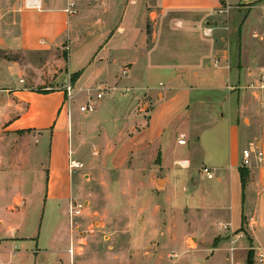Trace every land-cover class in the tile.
<instances>
[{
	"label": "crops",
	"instance_id": "obj_1",
	"mask_svg": "<svg viewBox=\"0 0 264 264\" xmlns=\"http://www.w3.org/2000/svg\"><path fill=\"white\" fill-rule=\"evenodd\" d=\"M54 1L41 0L39 8L29 9L26 0H0V54H48L50 60L41 66L0 57V138L2 142L11 135L16 138L0 150V198H7L6 212L10 214L7 219L0 216V264H8L6 258L30 252L27 246L31 237L24 235L23 226L27 217L25 198L39 190L42 171L48 176V199L68 215L73 198L70 173L74 171L70 167L74 160L71 131L73 134L76 129L78 147L82 143L80 118L75 123L70 109L67 120L59 123L68 101L65 90L69 84L76 97L88 88H111L95 118L105 134L101 146L111 140L116 143L111 146L114 151L109 162L124 163L130 158L136 161L144 152L160 153V164L168 172L165 189L169 188L179 204L186 205L194 226L212 215L214 220L218 218L217 223L228 226L226 230L231 235L246 230L248 237L241 240L242 245L263 244L264 248V89L259 87L264 55L256 44L233 46L225 36V31L230 30V15L234 19L237 13L248 11V2L264 4V0L90 2L84 6L85 11L101 9L104 17L93 23L96 47L83 63L78 59L86 53L80 52L72 60L68 40H79L84 34L85 16L80 17L79 9L77 16L68 15V0L63 9L56 11L51 8ZM86 1L78 0L77 4ZM123 1L118 23H113L111 7ZM128 5L133 8L128 9ZM226 7L229 11L220 14ZM207 27L213 29L212 36L204 35ZM66 43L67 67L61 72L65 59L57 62L53 54L59 44ZM52 60L57 63L54 68ZM72 63L83 65L70 72ZM9 75L18 76L19 84H5ZM65 76L69 84L64 83ZM57 83L60 87L47 92L63 98L59 114H55L56 107L37 110L28 105L26 91ZM53 119V127L44 125ZM109 122L115 126L114 137L105 128ZM32 135L39 137L37 144L43 145L44 138L47 141L45 163L41 145L31 147ZM183 138L185 144H180ZM185 146L186 150H182ZM248 148L255 153L251 167L245 168L242 152ZM258 151L263 153L261 160L257 158ZM181 154L185 157L179 158ZM175 167L180 168L181 190L176 181H171L177 178L176 171L170 176ZM204 168L213 171L212 179L204 178ZM242 168L247 176L245 186ZM57 169L61 184L57 176L51 178ZM184 196L191 199L189 203ZM79 223L83 226V221ZM63 226L65 236L59 230L49 243L53 249L49 264L62 261L56 254H62L70 264L83 255L71 259L69 220Z\"/></svg>",
	"mask_w": 264,
	"mask_h": 264
},
{
	"label": "rangeland",
	"instance_id": "obj_2",
	"mask_svg": "<svg viewBox=\"0 0 264 264\" xmlns=\"http://www.w3.org/2000/svg\"><path fill=\"white\" fill-rule=\"evenodd\" d=\"M56 1L52 3V9L58 11L65 7L66 0ZM93 1L101 2V0H87L77 4L80 17L85 16L86 31L81 34L79 40L75 38L68 40L72 60L77 59V55L82 52L86 53L83 54L82 59H78V62L83 60L81 63L96 47V39L92 37V32L95 31L92 28L93 23L104 17V12L101 9L89 13L85 11L84 6ZM126 3L128 2L126 1ZM124 5L125 1L120 5H112L113 23H118L120 10ZM247 5L249 7L247 12L241 15L237 13V17L235 16L234 19L230 15V30L225 31L226 40L229 39L233 46H240L242 43L250 47L256 44L261 47L264 55V4L248 2ZM131 8L133 6L128 5V9ZM67 46V43L64 46L59 44L56 55L53 54L57 62L59 58L65 59L61 72L66 71L67 67L65 48ZM0 57L17 59L26 65L36 63L42 66L50 61L48 54L5 55L2 53ZM262 62L264 63V57ZM51 63V68L57 64L54 60ZM79 65L83 64L72 63L70 72H75L77 69L75 67ZM7 77L9 81L5 84H19L18 76L9 75ZM64 83H70L68 76H65ZM21 87L24 88L25 85ZM56 87H60V84L38 85L35 87L36 90L26 91L25 99L28 105L31 104L37 110L56 107L55 114H59L63 98H59L55 92H47ZM42 89L46 90L41 91ZM109 93L111 91L106 92L104 97L98 100L97 111L90 115H84L79 109L80 105L86 101V93L77 96L74 100L75 103L67 101L59 121V123H63L67 120L69 109L73 112L75 123L76 119L80 118L81 147H78L76 129L73 134L71 131L70 147L74 151L71 158L80 160L77 162L81 163L83 167L70 173V188L73 196L71 200L75 198L74 200L85 204L84 214L77 218V221H83V226L75 233V239L84 242L85 246H83V255L75 261V264H248L251 260L250 254H253L251 262L258 264L257 253L254 249L258 246L263 247V244H257L254 247L250 244L242 245V242L238 241L233 245V237L237 232L233 235L228 233V230L223 228L227 225L217 223L218 218L214 220L212 215L206 222L200 221L198 226H194L193 217L186 211V205L179 204L178 198L170 193L169 188L165 189L164 177L168 176V172L160 164V153L156 151L144 152L137 157L136 161L130 158L124 163L109 162L113 154L112 151H114L111 146L116 143L111 140L103 145L104 147L101 146V139L105 134L101 124L95 120L98 112L100 114L101 103L105 101ZM30 121L28 123H31ZM54 121L53 119L51 124L44 122V125L53 127ZM105 128L110 137L116 135L112 122H109ZM5 140L7 141L2 142L0 138V150L7 146L5 145L7 142H15L16 138L11 135L9 139ZM37 141L40 142L39 137L32 135L31 147L41 145V159L45 163L48 153L47 141L44 138L43 145L37 144ZM184 149L186 150V146L182 147V150ZM64 151H66V146L63 147V154ZM183 157H185L183 154L179 156V158ZM66 159L67 154L63 156L62 162H66ZM179 170V167H175L173 171H170V176L174 171L178 172L176 180L171 176V181L172 184L176 181L179 185L178 190H181ZM57 172L51 178L55 179L57 176V181L61 184L60 170L57 169ZM41 173L39 190L35 192V195L25 198L24 210L27 217L23 226L26 230L24 235L31 237L27 246L30 252L25 256L6 258L5 263L49 264L50 257L53 258L50 241L59 230V234L62 233V236H65L63 224L69 220V214H62L60 206L48 199V176L43 171ZM204 176L206 178V174ZM183 198L188 201L187 203L191 200L188 196ZM184 200L180 198V201ZM6 201V197L0 198V216H6L7 219L10 214L8 215L6 212ZM64 205L65 202L62 203L63 207ZM16 223H20V221L17 220ZM241 231L245 232L246 230ZM247 237L246 234V238L243 240H246ZM232 246L236 248L233 261L230 252ZM56 256L59 260L62 258L59 264H70L62 254H56Z\"/></svg>",
	"mask_w": 264,
	"mask_h": 264
},
{
	"label": "built area",
	"instance_id": "obj_3",
	"mask_svg": "<svg viewBox=\"0 0 264 264\" xmlns=\"http://www.w3.org/2000/svg\"><path fill=\"white\" fill-rule=\"evenodd\" d=\"M40 1L41 0H26L25 5L29 9H36L40 7ZM249 1V0H246ZM77 2L78 0H68V5L65 9V12L70 15L74 16L78 14V8H77ZM229 11V8L226 7L224 10H220V14L227 13ZM213 29L211 27H207L204 30L205 36H212ZM127 71H123V75H126ZM260 89H264V68H262V75L260 79ZM251 88H254L253 85H251ZM111 90L110 87L106 85H100L97 87H92L86 89L84 92L86 93V101L82 105H80V112L85 115L93 114L97 111V102L98 100H101L104 97V94L106 92H109ZM66 96L67 100L69 102H75L76 93L74 91V87L69 84L66 87ZM180 144H185L184 140H181L179 142ZM255 151L253 148L244 149L242 152V166L245 168H249L252 165L253 161V154ZM263 157V153L258 151L257 152V158L261 160ZM70 167L72 170L80 169L82 166L81 163L72 160L70 162ZM203 172L206 174L208 179H212L214 177V173L209 168H204ZM85 210V204L83 202H79L77 200L72 199L70 201V208H69V224H70V246L68 249V254L70 255L71 259L73 260L76 255H80L83 253V246H85V243L82 241H78L75 239V233L78 231V229L81 227L79 221H77L78 217H81L84 214ZM223 228H228V226H224ZM233 245L235 242L241 241L246 238V232L240 231L237 232L233 237ZM236 248L234 246L231 247V260H234V251ZM257 253V261L258 264H264V248L263 247H256L254 249Z\"/></svg>",
	"mask_w": 264,
	"mask_h": 264
},
{
	"label": "trees",
	"instance_id": "obj_4",
	"mask_svg": "<svg viewBox=\"0 0 264 264\" xmlns=\"http://www.w3.org/2000/svg\"><path fill=\"white\" fill-rule=\"evenodd\" d=\"M74 77L75 76H73L72 77V80H74ZM241 174H242V183H243V185L245 186V183H246V171H245V169H241ZM252 258H253V254H250V259L251 260H249V262H248V264H253L251 261H252Z\"/></svg>",
	"mask_w": 264,
	"mask_h": 264
}]
</instances>
